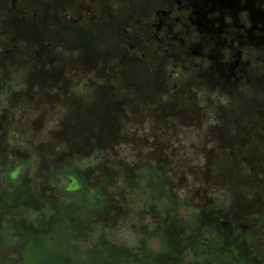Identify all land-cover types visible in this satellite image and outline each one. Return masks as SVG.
<instances>
[{"label":"trees","instance_id":"1","mask_svg":"<svg viewBox=\"0 0 264 264\" xmlns=\"http://www.w3.org/2000/svg\"><path fill=\"white\" fill-rule=\"evenodd\" d=\"M43 8L42 22L38 26L33 24V29L38 31V34L30 40L15 37L11 45V51L21 49L19 55L21 56V53H29L28 50H30L33 69L29 70L28 74L32 77L41 76L44 80L43 82L34 81L32 77L27 79L25 97L29 99L44 97L52 101L59 97H66V89L70 87V82L65 79V74L69 72L67 61L64 62L59 57L50 54V50L56 46H60L66 52V41L63 38L56 39L54 35L60 30L72 29L78 34L88 33L95 40L97 38L95 32L97 26L105 23H93L91 31L88 32L82 31L75 25L59 28L55 32L51 28L54 22L46 19L47 7L43 5ZM10 20L15 30L21 26L19 34L30 27L29 21L18 22L17 16L13 14ZM114 36L110 40L113 44L116 43ZM33 41L37 45L33 44ZM96 47L97 49L94 52L88 53L86 60L79 61L77 58L75 60L79 62L78 71L85 75L99 73L105 65L108 67L110 72L108 78L111 80V87L96 84L95 88L93 87L91 90L95 97L100 95L98 96L100 98L94 103L101 102L102 106L98 111L94 109L92 114L87 115L86 111L92 104H89L88 107L77 104L80 111L73 117L70 114L75 103L67 102L65 106L68 116L70 115L69 119L66 123L64 122L61 131L53 140L55 142L56 140L60 141L56 142L57 146L67 145L68 150L60 151L61 155L54 159L55 167L53 166L55 165L54 162H52L53 165L48 164L49 161H47L48 163H41V169L46 170L53 166L52 170L46 175V179L24 178L21 186L11 195L7 191L10 185L0 186V232H4L3 223L8 222L15 230L13 236L22 239L18 236L16 225H23L29 230H38L49 220H53L51 222L52 226L63 224L66 220V227L60 229L62 234H70L71 232L70 236L73 239L87 238V235L94 230L96 225L109 228L110 221L117 218L119 213L117 207L118 203L122 202L123 193L111 195L109 189L119 188L129 194L140 191V182L145 180L144 173H146L147 183L144 188L147 191H141V195L148 196V200L144 201L142 208H145L147 213H145V216L151 217V221L155 225V230L151 231L153 232L152 235L161 240L167 250L159 253L150 252L145 241H142L140 250L143 253V259H141L140 255H136L123 247L110 244L103 236L100 237L99 241L100 249L107 252H109V248L114 249L119 254H123L125 261L132 258L137 260V264H186L185 253L189 250L195 257L192 264H263L264 156L259 154L256 149H251L246 141L239 139L238 136L233 139L227 138V131L230 127L224 123V120L222 125L219 126V130L212 136L213 140L217 142L218 148L205 155L204 179H197V189L193 194L200 203V207L197 208L199 213H192L190 220L180 216V209H186V205L181 203L178 188L175 187L173 182L172 174L175 171L160 166L163 163V158L157 149L154 155L153 167L148 164L143 167L128 166L125 169L121 168V171H116L118 168L113 169L101 164L95 169L89 168L83 172L77 170L84 186L83 190L78 193L81 201L79 204L63 206L60 192L53 195L46 191L49 188L46 187L48 184L52 189H55L50 181L57 173L62 172L74 157L89 158L94 155L101 157L104 152L112 151L114 145L119 144L122 138V122L125 121L126 116L138 112L134 106H130L124 101L127 100L126 97L120 99V89L123 92H130L132 96L136 97L135 102L137 104L155 105L156 108L153 114L158 122H162V120L170 121V119L167 120L161 117L163 112L171 115L176 113L175 118L178 117L179 120L184 118L185 114L192 112L190 106L181 105L175 99L170 100L168 104H158L160 99L157 98L164 87L154 83L156 80L151 77L148 61H137L128 57L125 51L123 53L119 52L117 48L115 51L100 52L99 50L102 49L100 43ZM124 63H130V74L133 77H142V82L127 85L129 73L122 72ZM11 66H15L13 62ZM97 78H101V76L98 75ZM4 84V80L0 78V87L3 88ZM102 89L103 94L101 95L99 91ZM12 97L15 98L14 95ZM233 101L234 110L229 111L233 116H247L256 108V102L247 98L239 97ZM106 108H108L107 112H105ZM235 125L236 128H239L237 120ZM3 135L4 130L0 137ZM237 140L240 147L232 148V142ZM1 149L0 141V152ZM121 177L124 181L123 187L118 186ZM37 180H39L38 184ZM216 186H223L225 190L229 191L228 207L218 203L215 200L216 197L212 195ZM89 189L98 190V195L93 197L92 202L87 199ZM157 190H163V193L157 195ZM14 197H17V201L13 200ZM73 198L75 199V197ZM162 199H166L169 205L163 210L158 207V202ZM149 201L152 202L149 203ZM25 202L30 203L25 204ZM89 203H91V208L88 206ZM46 205L51 207L56 215L47 219L42 218L38 225L30 224L24 219H16L17 216H21L19 211L21 208L40 211ZM142 213H144V210H142ZM8 217H11L10 221L6 220ZM56 218L57 220H55ZM89 219H92L93 222L90 223ZM140 231L144 237L145 230ZM172 242L175 244L172 245ZM4 245L5 243L2 244L1 250L5 253L8 261L9 252L14 251L17 259L13 264H22L21 253L26 244H22L16 249H8ZM62 249L63 251H61ZM97 250L99 249L96 247L92 249V251ZM56 252L65 254L67 248L64 247V244H60L56 247ZM65 259L67 261L65 264H73L69 256ZM8 261L5 264H8Z\"/></svg>","mask_w":264,"mask_h":264},{"label":"rangeland","instance_id":"2","mask_svg":"<svg viewBox=\"0 0 264 264\" xmlns=\"http://www.w3.org/2000/svg\"><path fill=\"white\" fill-rule=\"evenodd\" d=\"M133 2L134 0H11L9 6L11 10L14 9L16 12L17 21H29L30 27H27V30L19 34V28L15 30L11 20H7L3 28L7 34V39H9L10 44L6 43V48L12 47L11 45L15 37L27 38L30 40L34 35L38 34V31L33 29V24L38 26V24L42 22L44 15L43 5L47 7L46 19L54 22L52 23L53 27L51 28L55 32H57L59 28H67L73 25L82 31L88 32L91 31V25L93 23L103 22L105 24L97 26L95 31L97 33V38L95 40L92 39L88 33L78 34L72 29L60 30L54 35V38H63L66 41L68 51L65 52L60 46H56L54 49L50 50V54L55 55L57 58L59 57L64 62L67 61V68L69 72L65 74V79L70 82V87L66 89V97H59L52 101L51 99L44 97L29 99L28 97H25L27 86L19 92H11V89H8L11 93L9 96L10 108L0 110V134L3 133L4 130V135L0 137L2 145L0 152L1 168L7 167L10 163L6 137L7 129L11 126V124L16 123L19 126L27 125L35 136L44 128L49 111H54L57 104L65 106L67 102H72L73 104L75 103L72 107V113L70 114L73 117L80 111L77 104L82 105L83 107H88L89 104H92L86 111L88 113L87 115L92 114L94 109L95 111L100 109L102 106L101 102L98 104L94 103L100 98L98 97L100 95L95 97L91 90L93 87L95 88L96 84L111 87V80L108 78L110 74L108 67L105 65L99 73H89L85 75L84 73L78 71L79 62L75 60L76 58L79 61L86 60L88 53L94 52L95 49H97L96 45L100 43L102 45V49L99 50L100 52L115 51L117 48L119 52L123 53V51H125L127 56L130 58L137 61H147L146 59L149 53L142 51L145 48L140 47L139 43L130 42L128 40V37H134L137 33H140L139 28H141V26L136 24L140 22V24L143 25L139 18H135L131 21L130 15L135 6ZM120 11H122V15H125L124 13H126L127 16L128 14V20L123 24L118 17V12ZM115 33L116 35L114 36ZM113 36L115 37L116 42L114 44L110 41ZM32 43L37 45L34 41ZM132 46L134 47L133 49L130 48ZM20 51L21 49H15L13 51L14 59H12V61L15 66H11L12 62L8 65L0 66V78L5 82L3 88L0 87V92L4 91L5 88H7L12 82L10 70H23L26 73V77L21 81L24 85H26V80L32 77L28 74V71L33 69L31 66L33 61L30 57L31 51L28 50L29 53H21V56H19ZM64 53H67L68 55L65 56ZM73 53H78V55L74 56ZM143 54L146 55V58H143ZM129 65L130 63H124V68H122V72L129 73L127 85H135L142 82V77H133L130 74ZM98 75H100L101 78H97ZM32 79L34 81H44L41 76L37 75L33 76ZM82 83L84 84L85 91L83 94H77L75 92V88ZM179 89L186 93V98L184 100L186 102V106L189 107L190 103H192V111L196 114L193 115L190 112L187 116L185 115L184 118H180V120L178 117L175 118L170 116L165 118L167 120L170 119V121L162 120V122H158L154 118L153 111L156 108L155 105L146 106L143 103L137 104L135 102L136 97L132 96L130 92H123L121 91L122 89H120V99L122 100L126 97L127 100L124 101H126L130 106H134L138 112L125 117V121L122 122V138L120 139L119 144L114 145L112 151L110 150L104 152L101 155L102 159L100 160V163L95 168L101 164H105V166L113 169L118 168L116 171H121V168L125 169L128 166L143 167L148 164L153 167L154 155L157 149L163 158V163L160 166L165 169L175 171L172 176L174 178L173 182L175 187L178 188V193L180 190H184L187 193L184 199L180 198L181 203L186 205V209H191L193 214H198L199 211L197 208L200 207V203L197 201V198L193 196V194H195L197 189V179H204L203 173L205 171V155L218 148V144L213 140L212 136L217 130H219V126L222 125L223 120L224 123L230 127L227 131V138L233 139L238 136L239 139H244L246 144L249 145L251 149H256L259 154L264 156V94L259 95L257 98L255 110L250 112L247 116L238 117L233 116L230 112L234 110L233 100H235V98L249 97L247 92L243 89L239 90L234 95H229L227 92L215 91L206 87L198 89L194 85L190 88L179 85ZM102 91L103 89L99 91L101 95L103 94ZM190 91L191 95L189 96L187 93ZM165 92L166 90L163 88L157 98L158 100L162 99V102L156 99L158 104L168 103L169 99L168 97H165ZM201 93H206V95L202 96ZM214 93H218V96L221 97L226 96L229 103L227 105L220 104L218 100H214L212 98V94ZM12 95L15 96L14 99ZM45 105L48 106L47 110L44 108ZM21 107H23L26 111L22 119L20 121H16L14 116L11 114V111ZM28 111H36L39 112L40 115L34 120L29 119ZM107 111L108 108L105 109V112ZM210 111L215 114V123H209L208 112ZM69 116L66 114L61 120L59 130L49 133L52 137V141L48 143H41L39 145H32L39 156L38 170L36 176L33 178L29 177L30 169L26 170L22 179H46L48 172L52 170L53 166H56L54 159L61 155V152L56 151V142L60 141L56 140L55 142L53 138L61 131L64 126V122H67ZM236 120L239 122V128H236ZM193 136L195 137L194 140L192 139ZM155 143L157 144L155 145ZM29 144L31 145V141H29ZM231 146L232 148L240 147L239 141H233ZM125 149H127V153H125ZM11 155L16 159L25 162L30 159V153L27 151H20L19 149L13 150ZM47 161H49V163ZM42 162H46L48 164H52V162H54L53 164L55 165L52 164L53 166L51 168L49 167L45 170L41 169L40 165ZM46 187H49L46 190L48 193H52L53 195L59 194V191L56 188L52 189L50 184ZM157 191V195H161L163 193V190ZM109 193L111 195L123 193L122 202L118 203L117 207V210L119 209L117 218L111 220L109 225V228H115L122 219L126 220L132 214L130 204H132L133 201H130L129 197L132 196L133 192L132 194H129L119 188H115L113 191H109ZM212 195L216 197L215 200L218 203L223 204L224 207H228L229 191L225 190L223 186H216ZM13 200L17 201V197H14ZM28 203L25 202V204ZM142 210H144V213H142ZM145 213V208H140L139 211L135 213L139 224H133L132 229L133 231H136L137 229L139 231L142 229L145 230V236L140 240V244L142 241H145L148 249L147 242L156 238L152 235L153 232L149 230L150 225L143 223L145 217H148L145 216ZM55 220H57V218ZM52 221L53 220H49L45 222V224L43 226L41 225L42 227L38 228V230H29L23 225H16L15 227L18 232V236H20L22 240L25 239L26 236H31L35 242H39L41 237L46 235L48 236L51 231L53 232L54 226L51 224ZM89 222L92 223V219H89ZM70 234L72 233L70 232ZM5 239V237H0V262H2V264H5V262L8 261L5 253L1 250V246L5 243ZM174 244L175 243L172 242V245ZM104 252L107 253V258H102L103 253L100 250L91 251L89 253L91 260L88 264H127L128 260L122 261L121 258H124V256L123 254H119L118 251L114 249L111 250L109 248V252ZM54 255V264L67 263L65 257H68V255H66V253L58 254L55 248ZM8 258L10 259V257ZM131 261L132 264H137L136 259L131 258ZM262 263L264 264V256L262 257Z\"/></svg>","mask_w":264,"mask_h":264},{"label":"flooded vegetation","instance_id":"3","mask_svg":"<svg viewBox=\"0 0 264 264\" xmlns=\"http://www.w3.org/2000/svg\"><path fill=\"white\" fill-rule=\"evenodd\" d=\"M10 2L0 0V66L14 59L11 48H6L9 39L3 28L12 14L17 16ZM133 3L131 21L139 18L143 25L138 22L140 33L128 40L139 43L145 48L142 51L149 53L146 60L151 77L156 85L166 89L168 102L175 99L181 105L186 104V93L179 85L206 87L229 95L243 89L252 97H247L248 100L254 102L264 94V0H134ZM118 13L122 24L128 20V14ZM224 49L229 50L228 60ZM187 94L190 96L191 91ZM173 114L163 112L161 117L177 115Z\"/></svg>","mask_w":264,"mask_h":264},{"label":"clouds","instance_id":"4","mask_svg":"<svg viewBox=\"0 0 264 264\" xmlns=\"http://www.w3.org/2000/svg\"><path fill=\"white\" fill-rule=\"evenodd\" d=\"M223 51L225 60H228L230 58L229 50L224 49ZM64 55L67 56L68 54L64 53ZM73 55H78V53H73ZM205 66H207V64H205ZM10 74L12 76V82L7 88H5L4 91L0 92V110L10 108L9 96L11 93L8 90L9 88L11 89V92H19L26 87V85L21 82L26 77V73L23 70L17 71L13 69L10 70ZM180 76L181 73L178 71L177 78H180ZM84 91L85 89L83 83L75 88V92L77 94H83ZM201 95H206V93H201ZM212 98L214 100H218V102L223 105H227L229 103L226 96H218V93L212 94ZM44 108L47 110L48 106L45 105ZM25 111L26 110L21 107L12 110L11 114L14 116L16 121H20L24 116ZM66 114V106L57 104L54 111H49L44 128L35 136L27 125L19 126L18 124L13 123L10 127H8L6 144L9 149L8 158L10 163L7 167L0 168V186L4 184L10 185L7 189L10 195L21 186L22 177L26 170L30 169V178L36 176L39 165V156L32 145H39L41 143H48L52 141V137L49 133L59 130L60 122ZM39 115V112L28 111L29 119L34 120ZM214 115V112H208L209 123H215ZM192 139L194 140L195 137L193 136ZM29 141H31V145L29 144ZM16 149L30 153V159L25 162L13 157L11 153ZM67 150V145H58L56 148L57 152ZM125 153H127V149H125ZM101 159L102 157H98L96 155L89 158L74 157L70 160L68 166H66L62 172L57 173L50 181L52 186L61 193L60 199L63 206L79 204L81 202L78 193L83 190L84 186L81 183L77 170L83 172L89 168H95L100 163ZM144 175L145 180L140 182V191H134L133 195L129 197V200L133 201V203L130 204L132 214L126 220L122 219L115 228H104L102 225H96L94 227V231L89 233L87 238L73 239L70 234H62L60 232L61 228L66 227L67 221L65 220L63 224L55 225L53 232L48 236L41 237L37 243L31 238V236H26L23 240L19 237L13 236V232L15 230L11 227L10 223L5 222L2 225L4 232H0V237L6 238L4 247L8 249H16L20 245L26 244V247H24L21 253L22 264H54V249L60 244H64V247L67 248L66 254L71 258L73 264H88L91 260L89 253L94 247L98 248L103 253L102 258H107V253L104 252L103 249L99 248L100 237L103 236L110 244L115 245L116 247L126 248L136 255H140L141 259H143V253L140 250V240L144 237L138 229L133 231L132 225L139 224L135 213L144 206V201L148 200V196L141 195V191H147L144 188V185L147 183V174L144 173ZM38 183L39 180H37V184ZM118 186H124L122 177L118 181ZM109 190L113 191L114 189ZM97 195L98 190L89 189L87 199L92 202L93 197ZM186 195L187 193L184 190H180L179 196L181 199H184ZM73 197H75V199ZM151 202L152 201H149V203ZM88 206L91 208V203H89ZM168 206L169 205L166 199H162L158 202V207L161 210ZM19 211L21 212V216H17L16 219H24L33 225H38L42 218L47 219L56 215L52 208L47 205L40 211H35L31 208H21ZM180 216L186 220H190L192 218V210L181 208ZM6 220L10 221L11 217L6 218ZM143 223L150 225V231L155 230V225L152 223L151 217H145ZM147 244L150 252L159 253L167 250L163 242L158 239L149 240ZM61 251H63V249ZM9 257L10 259L8 264H13V262L17 259L14 251L9 252ZM194 259L195 257L191 250L185 253L186 264H192ZM121 260L123 261L124 258L122 257ZM0 264H2V262H0ZM127 264H132L131 258H128Z\"/></svg>","mask_w":264,"mask_h":264}]
</instances>
